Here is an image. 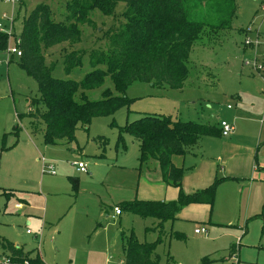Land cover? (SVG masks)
I'll use <instances>...</instances> for the list:
<instances>
[{
    "label": "rangeland",
    "instance_id": "374dc122",
    "mask_svg": "<svg viewBox=\"0 0 264 264\" xmlns=\"http://www.w3.org/2000/svg\"><path fill=\"white\" fill-rule=\"evenodd\" d=\"M69 1H0V30L9 35L7 50L0 51V234L40 251L48 264H124L123 241L131 232L141 242L162 235L160 264H264V0H237L230 28L196 40L182 89L135 82L125 92L129 106L93 118L89 130L79 128L72 140L47 144L42 131L31 133L28 99L39 89L15 51L27 14L44 3L64 20ZM125 9L124 2L113 15L93 9L79 42L44 49L54 76L82 80L92 70L89 52L107 50L122 32ZM75 50L85 51L83 65L66 75L65 53ZM105 88L120 95L107 78L87 91L89 99L101 100ZM150 114L234 126L228 136H203L191 153L172 156L185 169V194L216 183L213 204H187L166 222L122 207L180 195L178 186L164 182L159 161L140 162L138 140L120 132L128 121ZM102 138L107 143L99 146ZM78 162L87 171L79 172ZM115 205L121 215L113 216ZM202 227L207 234L195 232Z\"/></svg>",
    "mask_w": 264,
    "mask_h": 264
},
{
    "label": "trees",
    "instance_id": "16d2710c",
    "mask_svg": "<svg viewBox=\"0 0 264 264\" xmlns=\"http://www.w3.org/2000/svg\"><path fill=\"white\" fill-rule=\"evenodd\" d=\"M119 2L126 4L127 22L120 35L111 38L107 50L89 52L92 70L82 80L54 76L55 64H47L43 50L63 42H79L81 25L91 22L90 11L99 9L113 15ZM66 6L68 15L61 20L55 18L48 4H38L25 16L17 42L21 52L18 64L39 89V96L28 99L27 115L33 120L31 133L42 131L47 144L72 140L79 128L89 130L93 118L113 115L129 106L130 98L125 92L135 82L182 89L190 75L188 58L194 43L203 33L216 35L230 28L237 0H70ZM8 44V33L0 30V51L7 50ZM84 55L81 50L65 53L64 73L71 75L81 67ZM107 78L120 95L105 88L101 100L89 99L87 91L102 86ZM120 132L138 140L140 162L157 159L164 182L180 188L177 200H133L124 203V209L166 222L173 220L187 204H213L216 183L185 194L181 189L185 169L175 165L172 156L191 153L203 136H222L220 126L150 114L128 121ZM98 142L102 146L107 139ZM161 236L154 243L141 242L131 232L123 241L124 264H160L156 249L163 240ZM176 236L183 238L179 232ZM0 251L10 258V264H47L40 252L25 250L1 234Z\"/></svg>",
    "mask_w": 264,
    "mask_h": 264
},
{
    "label": "built area",
    "instance_id": "2783aa9c",
    "mask_svg": "<svg viewBox=\"0 0 264 264\" xmlns=\"http://www.w3.org/2000/svg\"><path fill=\"white\" fill-rule=\"evenodd\" d=\"M0 1H5V2H19L20 0H0ZM16 54L19 56L21 54V52L17 49L16 51ZM14 53V52H13ZM231 106L228 105V108H230ZM220 128H221V131H222V136H228L232 131H234V126L232 124H229L227 122H222L220 124ZM77 167H78V170L82 171V172H85L87 171V166L84 162H78L76 163ZM48 171L50 173L53 172V166H48ZM21 207V204L19 203H16L14 205V208H20ZM113 211L116 215H120L122 213V209L121 207L119 206H115L113 208ZM28 233H31L30 230H27ZM195 232L196 233H203V234H207V230L205 228H197L195 229ZM27 263V262H26ZM3 264H10V258L6 257V256H3Z\"/></svg>",
    "mask_w": 264,
    "mask_h": 264
},
{
    "label": "crops",
    "instance_id": "0c3cea01",
    "mask_svg": "<svg viewBox=\"0 0 264 264\" xmlns=\"http://www.w3.org/2000/svg\"><path fill=\"white\" fill-rule=\"evenodd\" d=\"M228 109H231V107L228 108ZM233 141H234V140H233ZM216 159L220 160L218 157H217ZM43 163H44V161H43ZM44 165H45V163H44ZM76 167H77V165H76ZM77 170H78V167H77ZM78 171H79V172H82V171H80V170H78ZM115 206H117V205H115ZM115 206H114V207H115ZM114 207H113V208H114ZM119 207H121V206H119ZM20 208H21V207H20ZM17 209H19V208H17ZM121 209H122V208H121ZM113 212H114V211H113ZM121 214H122V213H121ZM121 214H120V215H121ZM113 216H118V215H116V214L114 213ZM27 233H28V232H27ZM17 246H18V245H17ZM39 252H40V251H39ZM47 264H48V263H47Z\"/></svg>",
    "mask_w": 264,
    "mask_h": 264
}]
</instances>
